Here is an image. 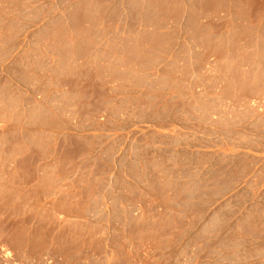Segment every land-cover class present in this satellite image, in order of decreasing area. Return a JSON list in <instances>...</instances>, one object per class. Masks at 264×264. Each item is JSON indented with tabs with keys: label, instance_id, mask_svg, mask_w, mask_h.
<instances>
[{
	"label": "rangeland",
	"instance_id": "rangeland-1",
	"mask_svg": "<svg viewBox=\"0 0 264 264\" xmlns=\"http://www.w3.org/2000/svg\"><path fill=\"white\" fill-rule=\"evenodd\" d=\"M0 264H264V0H0Z\"/></svg>",
	"mask_w": 264,
	"mask_h": 264
},
{
	"label": "crops",
	"instance_id": "crops-1",
	"mask_svg": "<svg viewBox=\"0 0 264 264\" xmlns=\"http://www.w3.org/2000/svg\"><path fill=\"white\" fill-rule=\"evenodd\" d=\"M60 45H62L63 47H66L67 46V41H62V44H60ZM62 59V61H65L66 59H65V56H62V57H60V60ZM57 60L59 61V58H57ZM56 88H57V92H59L60 94H64L65 92H64V90H65V87L62 85V84H57V86H56ZM51 101H53V100H51Z\"/></svg>",
	"mask_w": 264,
	"mask_h": 264
}]
</instances>
